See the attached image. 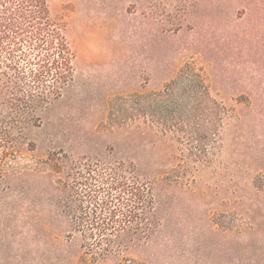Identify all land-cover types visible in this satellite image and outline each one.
<instances>
[{"label":"rangeland","instance_id":"374dc122","mask_svg":"<svg viewBox=\"0 0 264 264\" xmlns=\"http://www.w3.org/2000/svg\"><path fill=\"white\" fill-rule=\"evenodd\" d=\"M48 3L53 17L66 26L75 53L74 77L41 128L32 130L36 150L10 162V171L41 167L40 161L55 146L72 149L76 155L101 153L106 156L102 164L131 157L139 168L174 166L172 174L186 173L191 185L167 192L161 184L155 195L158 206L168 213L170 230L178 228L181 246L190 249L181 264L263 261L258 251L264 249V194H253L250 202L240 197L241 192L227 190L234 183L253 182L258 187L259 181L241 175L243 163L237 154L229 162L232 134L224 108L237 105L238 88L264 84V0ZM166 84L177 86L166 108L162 106L166 96L159 105L165 126L183 124L178 147L170 152L148 146L144 151L143 122L154 119L144 117L143 98H154ZM192 86L196 88L193 98L183 91ZM243 130L241 151L246 143L264 142L258 126L256 134L248 126ZM230 163L238 174L233 184L226 178ZM251 205L252 230L249 215L241 214ZM6 216L0 208V223L12 226L9 233L16 241L0 240V264H66L64 224L21 212ZM26 221L40 232V242H32L34 232L29 234V227L23 225ZM26 235L32 244L22 242ZM77 238L74 235L72 243ZM194 241L199 245H192Z\"/></svg>","mask_w":264,"mask_h":264},{"label":"trees","instance_id":"16d2710c","mask_svg":"<svg viewBox=\"0 0 264 264\" xmlns=\"http://www.w3.org/2000/svg\"><path fill=\"white\" fill-rule=\"evenodd\" d=\"M74 60L66 26L53 17L48 0H0V208L6 217L21 212L32 219L41 216L49 222L48 216L64 224L66 264H181L190 249L181 246L184 242L178 238V228L170 230L168 213L158 206L155 195L156 186L161 184L167 192L191 185L186 173L172 174L174 166L139 168L131 157L102 164L106 156L101 153L76 155L72 149L55 146L48 149L45 160L39 163L41 167L10 171V162L25 153L32 155L38 147L30 134L41 128L63 97L74 77ZM207 85L212 88L215 84ZM176 86L166 84L154 98H143L144 117L154 119L143 122L144 151L148 146L170 152L178 147V130L183 124L165 126L159 105L166 96L162 102L166 108ZM195 89L185 87L183 91L193 98ZM239 89L237 105L224 108L227 130L232 134L227 145L232 149L228 159L231 162L237 154L243 163L241 175L259 184H233L238 174L230 163L226 178L233 185L229 184L227 190L241 192V198L253 202V194H264V142H245V151L240 146L244 144L245 126L254 134L258 126L264 133V84H245ZM149 136L154 139L149 140ZM244 209L241 214L244 212L252 220L253 205ZM249 224L252 230L253 220ZM23 225L29 227V234L34 232L32 242H40L41 234L32 228L33 223L26 221ZM11 228L0 223V240L4 244L16 241L9 233ZM74 235L78 236L76 244L72 243ZM31 239L26 235L22 242L32 244ZM258 253L264 258L263 248ZM245 264H264V260Z\"/></svg>","mask_w":264,"mask_h":264}]
</instances>
